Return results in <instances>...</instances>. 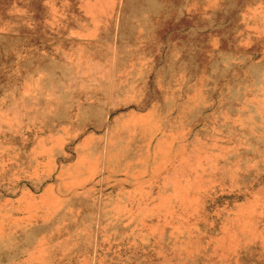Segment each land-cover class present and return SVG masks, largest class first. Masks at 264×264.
I'll return each instance as SVG.
<instances>
[{
	"label": "rangeland",
	"instance_id": "1",
	"mask_svg": "<svg viewBox=\"0 0 264 264\" xmlns=\"http://www.w3.org/2000/svg\"><path fill=\"white\" fill-rule=\"evenodd\" d=\"M39 209L47 264H264V0H0V229Z\"/></svg>",
	"mask_w": 264,
	"mask_h": 264
},
{
	"label": "crops",
	"instance_id": "2",
	"mask_svg": "<svg viewBox=\"0 0 264 264\" xmlns=\"http://www.w3.org/2000/svg\"><path fill=\"white\" fill-rule=\"evenodd\" d=\"M39 210L17 224L10 222L5 229H0V264H47L56 261L60 233L54 223L50 230L31 225L46 218L43 210Z\"/></svg>",
	"mask_w": 264,
	"mask_h": 264
}]
</instances>
